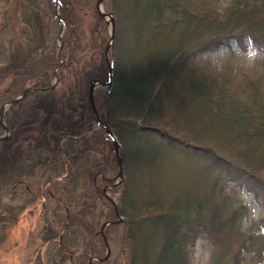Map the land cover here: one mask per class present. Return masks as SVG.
<instances>
[{
  "label": "trees",
  "instance_id": "1",
  "mask_svg": "<svg viewBox=\"0 0 264 264\" xmlns=\"http://www.w3.org/2000/svg\"><path fill=\"white\" fill-rule=\"evenodd\" d=\"M95 1H57L65 25L60 52L54 0H17L19 25L33 44L25 50L3 51L9 54L8 63L0 67V74L9 70L10 84L0 94V106L16 98L20 88L33 87L43 93H29L5 112L10 135L0 139V237L7 221L17 222L11 208L15 199L10 206L4 197L24 188L44 210L45 239L57 247L61 261L55 264H113L102 260L105 247L99 235L103 223L116 220L112 203L122 217L118 235L126 264H192L189 250L196 237L206 238L212 245L207 264H264V239L254 228L245 234L239 229L241 210L223 216L175 183L191 176V171L199 172L214 187L228 182L233 189H244L264 202L262 80L247 81L245 96L240 98L237 90L218 84L196 65L201 59L194 55L217 51L232 40L246 51V37L264 60V0L234 1L220 16L212 6L214 0H103L105 11L115 20L113 45L108 49L112 86L105 95L95 90L93 98L100 119L121 145L123 175L118 184L111 178L118 169L115 158L109 175L100 168L104 157L98 151H91L93 156L84 152L90 136L78 131L81 126L84 132L100 130L99 139L112 150L88 99L91 80H108L104 55L108 35ZM88 14L92 27L84 42L79 27ZM86 46L91 54L82 62ZM61 58L68 63L55 72L56 86L65 87L80 74L85 80L82 112H87L78 119L62 118L63 96L56 103V87L49 90ZM40 110L45 113L41 125H49L40 131L55 134L35 139L36 153L41 151V155L26 164L15 137L23 126L37 123ZM3 135L0 125V137ZM158 147L181 162L153 160L151 153ZM191 165L195 171H190ZM50 201L55 207H48ZM118 227L104 230L108 243L115 240ZM72 246L81 250L73 251ZM92 258L95 260L89 262Z\"/></svg>",
  "mask_w": 264,
  "mask_h": 264
},
{
  "label": "rangeland",
  "instance_id": "2",
  "mask_svg": "<svg viewBox=\"0 0 264 264\" xmlns=\"http://www.w3.org/2000/svg\"><path fill=\"white\" fill-rule=\"evenodd\" d=\"M189 1H192L194 3V0ZM214 1L215 2L212 6L217 11L216 14L220 16L225 12V10H227L228 6L232 2L237 0ZM95 2L97 3V1ZM102 8L103 11L106 12L105 2L103 1ZM20 10L21 9L19 8V6H17V0H0V67L5 66L8 63L6 55L9 54L4 55L3 51H7L9 49V51L11 52L14 48H17L19 50H25L26 48H31L33 44L30 41V38L23 36L24 27L22 25H19L18 22ZM106 13L112 14L110 12ZM102 19L104 23H106L105 31L108 35L106 44H108L110 40V23L108 22V17ZM91 21V15L88 14V17L83 18L80 23L81 25L79 27V35L82 39L85 37L84 42L88 40L89 34L87 31L89 26L92 27ZM114 21L115 20L113 17V23H115ZM20 26L22 27V29ZM4 32L7 33V35ZM28 35L29 33H27V36ZM244 38V45L247 48L246 51H241L240 49H238L236 43L232 40L228 43L227 46L221 45L220 47H218L217 51L207 50V52H197L196 54H194L196 56V59L197 57H200L201 59V61L196 62V65H198L199 63V65H201L207 75L215 78L218 84L221 83L231 90H237L238 94H240V98L245 96V83L254 79L262 80L261 90L264 92V60L262 58L263 56L262 54H259L257 51L251 48L250 41L248 38ZM112 41L111 46L113 45ZM199 45H202V43H199ZM90 50L91 49L89 48V46H86V51L81 54V56H86V58L81 59L82 62L84 60H89L88 56L90 57ZM230 52L234 53V56L230 55ZM2 54L4 55V57H2ZM8 67L10 69L9 65ZM9 73L10 72L8 70L6 73H3V75L0 74V94L3 93V91L6 90V87L10 84ZM95 81L100 83L103 82L99 80ZM79 83L81 84L80 86ZM84 83V77L82 74H80L78 77L76 75L70 78L69 81H67V83L65 84V87L60 88L58 86H55V89L57 90L54 96L56 103H58V99H60V97L63 96L64 99V102L62 104L63 108L61 109L62 118L74 117L75 119H78V115L80 116L82 115V113L84 114L87 112H85L84 110L82 112V109L84 108L83 102L85 100L82 95V92L85 91ZM108 89L109 88L106 86L98 85L96 86L95 90H99L101 91L102 95H105ZM94 108H96L95 103ZM44 114V111L40 110V113L36 117L37 123L31 124L29 125V127L27 125L23 126L22 129L19 131V134L15 137V146L18 147V151H21V154L24 155V161L26 164H31L32 161L38 159L39 154L41 155V151L38 152V154L36 153L37 143L35 142V139H40L43 135L48 136L51 133L55 134L54 132L49 133L48 131V133L44 134L43 130L42 132L40 131L41 129H49V125L46 127H43V125H41L40 121ZM58 119L59 117H57V120ZM96 130L98 132H84L85 128H82V126L78 128V131L81 132L83 135L85 134L90 136H86L89 137V140H87L88 142L87 144H85L86 150L84 152L93 156V154H91V151H98V154L100 153V155L104 157V159L102 160L103 163L100 168L107 172V174L112 175V172L110 170L111 166L113 165L112 159L113 157H115L116 161L117 153L115 154L113 147L111 151H108V144H104V141L99 139L98 134L101 132L98 129ZM132 142L134 145H136L135 140H132ZM118 147V152L120 153L121 145L119 144ZM102 157L100 156L101 159ZM151 158L153 160H156L157 162H170L172 160L179 163L181 162L177 158H174L172 153H168L165 149L160 148L151 153ZM183 165L185 166V164ZM188 168H190V171L192 169L193 171H195L193 165L188 166ZM117 176L118 172H116V174H113L111 178L116 179ZM175 183L177 185L182 186L181 189H183L186 194H189L191 198H194L195 200L197 199V201L199 200L203 203L205 202L207 204V207L213 208L214 210H218V212L223 216L230 214L235 209L241 210L242 213L240 215L239 229L241 228L240 230L244 232L247 231V229L249 228H254L255 233L257 235H261V237L264 239V202H260L258 200L256 201L250 194L245 192L244 189H233L232 185L228 182L214 187L212 181H207L206 179L201 178L199 172L192 171L191 176L189 175L188 177H186V179L182 178V181L180 183ZM211 187L212 189H210ZM22 189H17L14 195L11 194L4 197V202L7 204L9 203L10 206L12 205V200L15 199V205L11 208H13V210L16 212L17 222L13 223L7 221L6 232L3 234V236L0 237V264H55L56 262L61 263L58 256H56L58 251L57 247L53 243H49L45 239L46 217L44 216V210L39 204H35L34 199L30 197L26 190ZM199 192H201V195ZM96 204L97 213L100 210L99 199L97 200ZM48 207H55L54 203L50 201ZM47 217H49V221H51L53 218L51 213H48ZM109 226L106 228L108 229ZM115 226H119L114 233L115 240L112 243L109 242V244H107L110 251L109 261L111 260L113 264H126L127 256L125 255V250L123 246L124 244L119 242L118 235L122 231V226L120 224ZM78 246H72L73 251H80L81 248H78ZM211 249V243L208 242L207 239L196 237L193 242V246L189 250L190 263L207 264L211 255Z\"/></svg>",
  "mask_w": 264,
  "mask_h": 264
},
{
  "label": "water",
  "instance_id": "3",
  "mask_svg": "<svg viewBox=\"0 0 264 264\" xmlns=\"http://www.w3.org/2000/svg\"><path fill=\"white\" fill-rule=\"evenodd\" d=\"M54 2H55V4H56V2H57V0H54ZM55 15L57 16V18H58V23H59V25H60V28H59V33H58V35H57V45L60 47V50H62L63 49V46H62V33H63V31H64V29H65V25L63 24V22L61 21V19H60V15L58 14V10H57V4H56V6H55ZM96 11H97V13L102 17V18H105V17H108V19H109V23H110V40H109V43H108V46L105 48V51H104V55H105V60H106V65L108 66V74H107V76H108V81L107 82H102V83H100V82H97V81H95V80H92L91 81V83L89 84V93H88V98H89V103H90V107H91V109H93L94 110V112H95V115H96V119L98 120V123H99V125L102 127V129L103 130H105V132H106V134L108 135V137L112 140V143H113V150L115 151V153H117V161H118V177H119V179H121V177H122V169H121V161H120V158H119V155H118V146H119V144H118V141L115 139V137H114V135L112 134V132L110 131V129H108L106 126H105V124L102 122V120L99 118V115L97 114V112H96V109L94 108V99L92 98V95H93V91H94V89L96 88V86H98V85H100V86H106V87H110L111 88V85H112V68H111V65L109 64V62H108V55H107V52H108V48L111 46V41H112V39H113V34L114 33H112L113 32V28H114V23H113V17H112V15L111 14H106L104 11H103V8H102V0H97V3H96ZM63 63H64V60L61 58L60 59V61H59V65H58V67H56V69L53 71V73H52V76H53V79H54V81H53V83H52V85L49 87V89L50 90H52L54 87H55V85L57 84V81H58V79L56 78V74H55V72L59 69V67L60 66H62L63 65ZM30 92H36V93H42L43 92V90H41V89H35V88H32V87H28V88H26V89H24V90H22V93H20L15 99H13V100H11V101H8L7 103H5V104H3V105H1V107H0V124H1V126L3 127V129H4V131H5V135L4 136H2V137H0V139H5V138H7V137H9V132L7 131V129H6V126H5V123H4V119H5V111H6V109H7V107H9V106H13V105H15V104H18V102H20L21 100H23L26 96H28V94L30 93ZM115 211H116V209H115ZM115 214H116V217H117V222H109V223H104V224H102L101 226V229H100V231H99V233H100V236H102V238H103V242H104V247H106V255H105V259L104 260H106V259H108L109 257V253H110V251H109V247H108V245H107V241H106V238H105V236L103 235V231H104V229H105V227H107V226H109V224H116V223H119V221L122 219V217L119 215V214H117L116 212H115Z\"/></svg>",
  "mask_w": 264,
  "mask_h": 264
},
{
  "label": "bare ground",
  "instance_id": "4",
  "mask_svg": "<svg viewBox=\"0 0 264 264\" xmlns=\"http://www.w3.org/2000/svg\"><path fill=\"white\" fill-rule=\"evenodd\" d=\"M105 20H106V19H105ZM114 24H115V23H114ZM109 30H110V29H109ZM4 31H5V30H4ZM4 33H5V32H4ZM52 33H53V32H52ZM237 33H238V32H237ZM1 34H2V32H1ZM5 34L7 35V33H5ZM55 34H57V33H55ZM3 35H4V34H3ZM53 35H54V33H53ZM229 35H230V34H229ZM231 35H232V34H231ZM231 35H230V36H231ZM1 36H2V35H1ZM56 36H57V35H56ZM235 36H236V35H235ZM235 36H234V37H235ZM6 38H7V36H6ZM238 38H239V37H238ZM240 38H241V37H240ZM222 39H223V38H222ZM226 40H227V39H226ZM4 41H5V40H4ZM7 42H8V41H7ZM51 42H53V41H51ZM5 43H6V42H5ZM11 43H12V42H11ZM63 44H64V43H63ZM242 44H243V43H242ZM227 45H228V44H227ZM227 45H226V46H227ZM7 46H9V45H7ZM224 46H225V45H224ZM242 48H243V47H242ZM12 49H13V48H12ZM227 49H228V48H227ZM8 50H9V49H8ZM8 50H7V51H8ZM217 50H218V49H217ZM108 51H109V50H108ZM4 53H5V52H4ZM59 54H60V53H59ZM108 54H109V53H108ZM59 56H60V55H59ZM206 56H207V55H206ZM62 57H63V56H62ZM66 57H67V56H66ZM64 63L66 64V63H68V62L66 61V62H64ZM65 64H64V66H65ZM56 67H57V66H56ZM20 87H21V86H20ZM22 87H23V85H22ZM14 88H15V87H14ZM16 88H17V87H16ZM17 89H18V88H17ZM21 89H24V88H20V90H21ZM53 89H54V88H53ZM44 90H45V89H44ZM17 92H18V91H17ZM19 93H20V92H19ZM3 94H4V93H3ZM13 94H14V93H13ZM14 95H15V94H14ZM29 95H30V94H29ZM29 95H28V96H29ZM2 98H3V97H2ZM14 98H15V97H13L12 99H14ZM8 100H9V99H8ZM10 100H11V99H10ZM21 102H22V101H21ZM6 103H7V102H6ZM19 104H20V103H19ZM14 106H15V105H14ZM14 106H13V107H14ZM97 106H98V105H97ZM8 110H9V109H8ZM8 110H7V111H8ZM99 111H100V110H99ZM99 114H100V113H99ZM101 117H102V116H101ZM102 121H103V120H102ZM110 129H111V128H110ZM164 133H165V132H164ZM165 134H167V133H165ZM162 138H163V137H162ZM171 138H172V137H171ZM164 139H165V138H164ZM166 140H168V139H166ZM174 140H175V138H174ZM163 141H164V140H163ZM60 142H61V141H60ZM155 143H156V145L159 144V143L157 144V141H156V140H155ZM60 144H61V143H60ZM169 144H170V141H169ZM61 145H62V144H61ZM68 145H69V144H68ZM161 145H162V143H161ZM65 146H66V145H65ZM158 146H159V145H158ZM170 146H171V144H170ZM70 147H71V146H70ZM168 147H169V146H168ZM118 148H119V147H118ZM161 148H162V147H161ZM166 148H167V147H166ZM163 149H164V148H163ZM167 149H168V148H167ZM166 152H167V150H166ZM166 154H167V153H166ZM114 158H115V157H114ZM141 160H142V159H141ZM122 161H123V160H122ZM141 162H143V161H141ZM158 163H159V162H158ZM122 164H123V163H122ZM144 164H146V163H144ZM138 165H140V164H138ZM146 165H148V164H146ZM141 166H142V164H141ZM144 167H145V165H144ZM117 168H118V167H117ZM139 168H140V166H139ZM146 168H147V167H146ZM146 168H144V170H145ZM148 169H149V168H148ZM150 170H151V169H150ZM146 171H147V170H146ZM153 171H154V170H153ZM138 172H139V171H138ZM136 173H137V172H136ZM153 173H154V172H153ZM143 174H144V173H143ZM145 174H146V173H145ZM145 174H144V175H145ZM135 175H136V174H135ZM148 175H149V173H148ZM150 175H151V174H150ZM142 176H143V175H142ZM143 177H144V176H143ZM150 177H152V175H151ZM146 179H147V178H146ZM197 185H198V184H197ZM112 187H113V186H112ZM205 188H206V187H205ZM217 188H218V187H217ZM195 189H196V188H195ZM210 189H212V187H211ZM95 190H96V188H95ZM196 190H197V189H196ZM200 190H201V189H200ZM204 190H205V189H204ZM101 192H102V190H101ZM105 192H106V190H105ZM202 192H203V191H202ZM205 192H206V191H205ZM205 192H204V193H205ZM199 193H200V195H201V192H199ZM98 194H100V193H98ZM205 194H206V193H205ZM107 195H108V194H107ZM107 195H106V196H107ZM115 195H116V193H115ZM203 195H204V194H203ZM114 202H115V201H114ZM115 204H116V203H115ZM101 210H102V209H101ZM116 210H117V209H116ZM114 213H115V212H114ZM107 214H108V213H107ZM118 214H119V213H118ZM105 218H107V217H105ZM98 219H99V218H98ZM98 219H97V220H98ZM97 222H98V221H97ZM103 222H105V221H103ZM103 222H102V223H103ZM99 225H100V224H99ZM114 226H115V225H114ZM109 227H110V226H109ZM240 229H241V228H240ZM114 230H115V229H114ZM123 230H124V229H123ZM250 230H251V229H250ZM110 233H111V232H110ZM243 233H244V232H243ZM245 233H246V232H245ZM245 233H244V234H245ZM104 234H105V233H104ZM254 235H255V234H254ZM119 237H120V236H119ZM121 237H122V236H121ZM205 239H206V238H205ZM124 240H125V239H124ZM209 240H210V239H209ZM96 243H97V242H96ZM93 244H94V243H93ZM108 244H109V243H108ZM195 244H196V243H195ZM97 246H98V245H97ZM211 246H212V245H211ZM101 247H102V246H101ZM101 247H100V248H101ZM97 248H98V247H97ZM212 249H213V248H212ZM101 251H102V250H101ZM99 252H100V251H99ZM100 254H101V253H100ZM95 258H97V257H95ZM92 259H93V258H92ZM97 261H98V260H97ZM105 262H108V261H105ZM94 264H96V263H94ZM108 264H109V263H108Z\"/></svg>",
  "mask_w": 264,
  "mask_h": 264
}]
</instances>
